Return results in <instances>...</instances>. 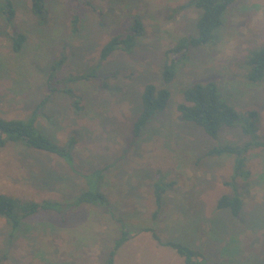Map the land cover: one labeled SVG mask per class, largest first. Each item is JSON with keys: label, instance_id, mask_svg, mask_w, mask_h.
Masks as SVG:
<instances>
[{"label": "rangeland", "instance_id": "374dc122", "mask_svg": "<svg viewBox=\"0 0 264 264\" xmlns=\"http://www.w3.org/2000/svg\"><path fill=\"white\" fill-rule=\"evenodd\" d=\"M10 1L13 21L0 16V119L28 121L35 115L41 134L60 146L71 138L76 144L72 167L34 149L0 148V194L22 202H64L86 187L82 175L99 171L107 204L79 206L65 221L54 213L32 215L13 235L0 217V264H104L119 236L118 218L134 234L114 264H184L147 228L162 242L189 246L186 237L196 239L205 253L189 247L207 264H264V146L249 149L248 175L237 176L233 156L206 154L250 137L238 125L222 129L215 141L182 120L176 108L185 88L213 82L241 117L257 113V135L264 136V81L244 78L247 54L264 46V0H241L227 9L214 42L191 49L181 61L166 87L172 95L168 106L137 139L132 128L139 96L148 84L163 86L165 53L180 37L195 34L198 13L183 8L189 0H46L41 19L31 13L29 0ZM135 20L144 32L133 52L100 61L104 43ZM17 35L26 37L19 53L11 49ZM160 177L172 188L153 221L152 187ZM232 187L243 202L237 218L216 208Z\"/></svg>", "mask_w": 264, "mask_h": 264}, {"label": "trees", "instance_id": "16d2710c", "mask_svg": "<svg viewBox=\"0 0 264 264\" xmlns=\"http://www.w3.org/2000/svg\"><path fill=\"white\" fill-rule=\"evenodd\" d=\"M31 13L36 18H42L46 13V0H29ZM241 0H189L183 8H193L198 13L195 22V34L182 36L176 44L165 53V62L162 68L161 79L163 86L159 88L148 84L144 87L139 96L140 111L134 121L132 137L137 139L154 115L163 112L171 100V92L166 88L174 81L178 66L181 61L189 56L191 49H197L211 45L215 40V32L221 28L227 9L234 3ZM0 16L6 18L11 23L15 17V9L10 0H0ZM78 19H73L72 24L76 25ZM144 27L140 20H135L130 29L124 34H118L104 43L100 51V61H105L114 52L131 54L136 46L137 40L143 35ZM25 36L17 35L12 42V51L19 53L25 42ZM246 64L249 67L245 75L246 82L257 84L264 81V46L259 49L249 51L246 56ZM53 67V66H52ZM52 69V68H51ZM48 88L51 92L56 91L51 86L52 74L49 73ZM63 92V91H61ZM66 94V93H65ZM182 103L176 108L182 120L201 128L211 139L217 140L219 132L224 128L240 126L242 134L250 137V141L242 145H220L212 147L206 154L208 157H234V174L241 176L247 174L246 154L252 147L264 146L262 139L264 136L257 135L258 115L256 112H249L241 117L235 109L226 103L218 92L215 83H194L182 91ZM42 101L41 106L48 102V97ZM1 104V100H0ZM77 101L74 109L78 110ZM35 114V113H34ZM36 116L33 115L28 121L4 120L0 119V148L11 144L28 149L45 152L55 155L65 161L68 166L73 165V156L76 141L71 138L63 146L58 145L52 139L41 134L36 129ZM245 166V167H244ZM244 170L247 172L245 173ZM244 172V173H243ZM248 175V174H247ZM86 181L83 188L72 200L43 201V202H22L11 196L0 194V217L6 219L10 226L11 234L21 228V221L39 213H54L60 215L63 220L67 215L82 205L101 207L107 204V199L101 192L103 176L99 171L90 175H82ZM153 197L156 210L152 215V220L158 219L163 204L164 194L172 188L171 183H166L160 177L153 184ZM242 199L237 191V187H232V193L224 195L217 201L218 210H228L229 216L237 218L242 211ZM119 219V218H118ZM118 231L119 236L114 240L113 247L107 255L104 264H114V257L120 247L129 241L134 232L129 231L120 220ZM161 245L174 250L183 258L184 264H207L200 252L185 246L180 242H162L155 233L154 228L145 229Z\"/></svg>", "mask_w": 264, "mask_h": 264}, {"label": "crops", "instance_id": "0c3cea01", "mask_svg": "<svg viewBox=\"0 0 264 264\" xmlns=\"http://www.w3.org/2000/svg\"><path fill=\"white\" fill-rule=\"evenodd\" d=\"M185 241L190 242L191 244L189 246L194 247L195 249H198L200 252L205 253L203 245L201 243H197L196 239H191L190 237H186Z\"/></svg>", "mask_w": 264, "mask_h": 264}]
</instances>
